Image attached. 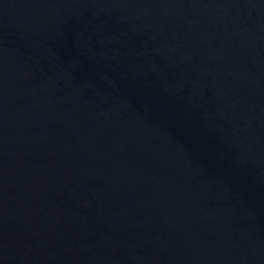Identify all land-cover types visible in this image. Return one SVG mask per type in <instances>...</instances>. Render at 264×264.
I'll return each instance as SVG.
<instances>
[{
	"label": "water",
	"instance_id": "obj_1",
	"mask_svg": "<svg viewBox=\"0 0 264 264\" xmlns=\"http://www.w3.org/2000/svg\"><path fill=\"white\" fill-rule=\"evenodd\" d=\"M0 264H264V0H0Z\"/></svg>",
	"mask_w": 264,
	"mask_h": 264
}]
</instances>
